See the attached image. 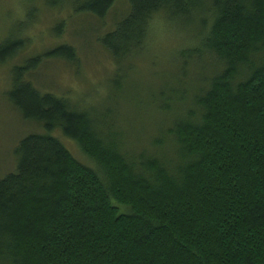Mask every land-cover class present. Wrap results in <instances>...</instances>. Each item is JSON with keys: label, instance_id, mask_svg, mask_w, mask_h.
I'll return each mask as SVG.
<instances>
[{"label": "trees", "instance_id": "obj_1", "mask_svg": "<svg viewBox=\"0 0 264 264\" xmlns=\"http://www.w3.org/2000/svg\"><path fill=\"white\" fill-rule=\"evenodd\" d=\"M124 1L98 39L116 67L112 92L154 19L191 36L175 54L181 78L150 97L164 118L135 143L114 107L36 87L43 63L75 61L68 44L14 65L7 102L41 132L18 140L0 177V264H264V0ZM45 3L101 22L115 0ZM24 45L3 40L0 64Z\"/></svg>", "mask_w": 264, "mask_h": 264}, {"label": "rangeland", "instance_id": "obj_2", "mask_svg": "<svg viewBox=\"0 0 264 264\" xmlns=\"http://www.w3.org/2000/svg\"><path fill=\"white\" fill-rule=\"evenodd\" d=\"M44 3L43 0H0V43L5 39L25 40L24 47L13 59L0 64V177L13 168V152L18 140L32 131L41 132L35 124L23 121L7 102L6 93L14 65L59 45L73 47L75 61H47L30 76V80L41 90L67 97L79 108L95 107L102 111L114 107L119 118H123L117 125H121L129 140L139 143L138 139L151 136L156 125L152 121L164 118L157 111L154 114L150 97L170 81L176 85L181 73H178L175 54L178 48L192 41L191 36L181 34L176 25L165 24L162 17L154 19L150 23L146 49L117 66L123 90L115 93L110 83L116 67L98 39L126 13L127 2L115 0L101 22L91 16L74 15L68 5L53 9ZM57 25H62L61 29L57 30ZM197 68L187 69L188 84L197 79H192L193 71L196 75L200 73ZM63 142L77 159L88 164L75 143L66 139Z\"/></svg>", "mask_w": 264, "mask_h": 264}]
</instances>
